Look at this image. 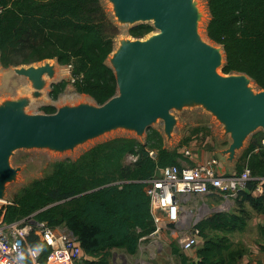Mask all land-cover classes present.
<instances>
[{
    "label": "trees",
    "instance_id": "trees-1",
    "mask_svg": "<svg viewBox=\"0 0 264 264\" xmlns=\"http://www.w3.org/2000/svg\"><path fill=\"white\" fill-rule=\"evenodd\" d=\"M210 21L208 37L221 46L226 55L225 75L247 74L264 90V0H207ZM154 31L149 24L131 28L134 39H143ZM118 27L100 0H0V65L6 69L56 61L71 66L76 91L103 105L117 95L113 69L108 64L116 48ZM63 81L53 86L50 98L56 101L67 88ZM48 114L57 109L47 107ZM264 134V133H263ZM164 137L148 130L145 144L136 139L119 138L98 145L77 160L58 162L47 177L34 181L7 207L0 209V219L14 223L34 216L52 228H66L79 240L85 255L109 264L111 250L137 254L140 240L155 232L150 198L145 181L159 169H182L177 152L164 147ZM251 148L243 157L252 177L236 200L249 202L264 212V148ZM156 152V159L149 155ZM128 155L138 156L133 165H125ZM262 157V161L259 160ZM259 158V159H258ZM262 183L263 194L252 193ZM235 205V206H236ZM240 215L216 214L199 225L201 233L242 231L247 222ZM32 249L44 262L51 249L35 234L29 237ZM226 248L207 242L197 264H232L237 253L225 258ZM229 260V262H228ZM183 264H189L186 258ZM195 264V263H194Z\"/></svg>",
    "mask_w": 264,
    "mask_h": 264
},
{
    "label": "water",
    "instance_id": "water-1",
    "mask_svg": "<svg viewBox=\"0 0 264 264\" xmlns=\"http://www.w3.org/2000/svg\"><path fill=\"white\" fill-rule=\"evenodd\" d=\"M108 1L119 24L153 23L158 32L146 39L119 41L109 58L118 91L103 105H65L54 114L30 115L28 107L44 97L59 64L14 68L31 83V91L0 104L1 202H9L8 185L22 171L11 164L19 150L65 154L119 130L142 138L159 121L171 141L179 123L173 113L202 108L230 137L222 155L232 163L249 137L264 130V90L256 92L247 74L219 72L226 55L201 36L203 13L196 0Z\"/></svg>",
    "mask_w": 264,
    "mask_h": 264
},
{
    "label": "rangeland",
    "instance_id": "rangeland-1",
    "mask_svg": "<svg viewBox=\"0 0 264 264\" xmlns=\"http://www.w3.org/2000/svg\"><path fill=\"white\" fill-rule=\"evenodd\" d=\"M100 1L102 6L112 18L113 22H115L116 26L118 27L116 48L119 46L120 40L134 39L129 33L131 28H133L134 26L119 24L114 16L112 4L108 0ZM196 1L198 2L200 11L203 13V18L199 26L201 36L205 41L219 46L211 41L208 37L207 26L211 17L207 0ZM147 24L153 26V23ZM157 32L158 31L154 28V31L144 39L156 34ZM44 63H38L34 65L40 66ZM51 63L57 64L56 61H51ZM108 64L110 65L109 61ZM222 68L223 67L219 69V72L222 75H225L222 72ZM63 81L69 82V85L59 95L58 99L56 101H53L50 98V92L52 91L54 85L59 84ZM252 86L256 92L261 91V89L254 82L252 83ZM30 91L31 83L27 78L18 76L14 72V68L6 69L0 65V104L5 100L19 99L20 97L25 96L27 93L29 94ZM81 103H90L93 105H97L89 96L80 95L77 93L74 85V79L71 74V69L69 67L59 66L56 78L49 83L48 87L44 91V97L38 100H34L28 107L27 112L30 115H48L46 111L47 107H54L58 110L65 105L76 106ZM173 114L177 116L179 123L175 129L173 139L170 143H168L169 140L164 135L163 122L159 121L151 129L157 130L163 135L165 140V149L169 150L170 152H177L180 156H182V158L179 160L182 168L191 167L194 165V163H196L190 159L187 160L188 158L185 157L184 151L186 149H189L193 152L194 155H198V153L201 152L203 156H207L209 158H211L212 156L217 157L220 166L222 165V169L223 167H228L230 168L229 170H231L232 173H235V175L239 174L238 169L243 165L242 162L236 159L234 162L229 163L228 161H226L227 157L222 155V152L224 150H227L229 147L230 143L227 140L231 139L229 136L226 137V139L225 137H221V128L223 127L216 120V118H214L211 114L207 113L202 108L185 109L182 112H174ZM263 133L264 130L260 129L259 131L254 133V135H251L247 142L250 143L254 136L263 135ZM147 134L148 131L146 132L144 137L139 138L134 133L119 130L107 134L94 141H91L83 146H80L73 152L65 154H58L46 150L17 151L11 158V164L14 168H21L22 171L17 181L8 185L7 198L9 199V204H11L12 201L34 181L43 179L50 175L53 172L56 163L68 160L75 161L83 154L90 151L92 148L119 138L136 139L140 143L145 144ZM242 154L243 150L238 153L239 158L242 156ZM194 159L196 160V157H194ZM134 163L135 161L130 158V156H128L124 161L125 165H133ZM247 166H244V168H247ZM203 201V199H199L198 205H202ZM9 204L0 201V208L2 209L3 207H7ZM243 204L244 203L238 202L236 208L232 211V213L228 214L236 215L238 212H241L242 208H244ZM237 236L238 235H234V232L230 231H213L206 229L203 231V233H201L200 243L195 249L192 250L193 252H183L180 248L173 244V242H171L169 236L166 233L162 232L160 237H154L152 238V240L144 242L143 245L141 244L143 248H147L148 246H150L151 241L156 240V242H154V245H152L153 248H150L151 250H149L148 252L145 250L141 251L139 249L136 255H129L124 250L115 249L109 252L108 261L109 264H182L183 259L186 257V255H196L197 253H199V251L205 248V244L207 242L218 243L219 245L226 248L223 254L227 259L228 257H230V254L238 252L236 251L235 244H238L237 241L242 242V238H240V236ZM90 259L94 260V258L92 257L87 258L86 261Z\"/></svg>",
    "mask_w": 264,
    "mask_h": 264
},
{
    "label": "built area",
    "instance_id": "built-area-1",
    "mask_svg": "<svg viewBox=\"0 0 264 264\" xmlns=\"http://www.w3.org/2000/svg\"><path fill=\"white\" fill-rule=\"evenodd\" d=\"M261 144L264 148V139ZM184 154L193 160L191 150L186 149ZM149 155L153 159L157 157L153 150H149ZM130 158L138 160L134 155ZM253 180L248 167L240 175L220 174L217 157L187 168L159 169V174L145 181L156 227L150 237H160L163 232L171 242L180 244L184 252L192 251L200 243L201 222L213 213L230 212L239 194L245 192ZM256 192L263 194L262 183ZM197 198L204 201L196 207L193 202ZM209 198H220L219 207L211 208L206 202ZM32 233L51 249L44 262L40 260V252L29 243ZM83 258L78 238L66 228H52L46 222L36 221L34 216L14 223L0 219V264H80Z\"/></svg>",
    "mask_w": 264,
    "mask_h": 264
},
{
    "label": "crops",
    "instance_id": "crops-1",
    "mask_svg": "<svg viewBox=\"0 0 264 264\" xmlns=\"http://www.w3.org/2000/svg\"><path fill=\"white\" fill-rule=\"evenodd\" d=\"M221 133H222V136L221 137H225V139H226V137H228V136H226L224 134L223 128H221ZM263 139H264V134L263 135L254 136V138H252V140L250 141V143L247 142V146L245 145L246 147H244V149H243L242 156L239 158V156L237 155L236 159H238V161H240V162H242V164H244L243 157L247 153V151H249L251 148H256L254 150V152H255L256 155H258L259 152H260V150H261L260 145H261V141ZM227 141H229V143L231 144V140H227ZM170 142L171 141H169L168 143H170ZM230 144H229V146H230ZM128 156L131 157L133 155H128ZM134 156H136V155H134ZM136 157H138V156H136ZM194 157H196V160L194 159ZM212 157H214V156H212ZM209 159H210L209 157L203 156L201 154V152L198 153V155L197 154H195V155L193 154V160L192 161L193 162H196V163H194L193 166H195L197 164L204 163V162H206ZM261 159H262V157H260L259 160H261ZM187 160H189V159H187ZM226 161H228V160L226 159ZM229 163H231V162H229ZM247 165H248V162H247ZM221 166H220V163H219V173L220 174H222L224 176H233V175H235L234 172L232 173L231 170H229L230 168L223 167V169H222ZM157 174H159V171L157 172ZM255 179L261 180L260 177L259 178H255ZM146 188H147V184H146ZM252 195L254 197H258L259 196L256 191H254L252 193ZM199 199L200 198H197L193 202V204L196 207L199 206L198 205ZM206 201H207L208 205L211 206V208H218L219 205L221 204V202H220L221 199L220 198H209ZM243 205H244V208H242V210H243L244 214L247 215L246 216L247 225H246L245 229L242 230V231H234V235L240 236V238H242V242H238L237 241L238 244H235L236 251H238L237 252L238 255L236 256L235 261L232 264H264V212H258L257 210H255V208H253L248 201L247 202H244ZM236 206L230 212H228V213L231 214L232 211L236 208ZM150 207H151V202H150ZM241 212H238L236 215H240ZM228 213H213V214H211V216L212 215H216V214H228ZM151 215H152V212H151ZM152 217H153V215H152ZM149 236H151V235H149ZM149 236L143 237L140 240L139 249L141 251H144L145 250V251L148 252L149 250H151L153 248L152 245H154V242H156V240L151 241L150 246H148L147 248H143V246H141V244L143 245L144 242H146L148 240H152V238L149 237ZM143 239H145V240H143ZM173 244H175L178 248H180L182 250L180 244H178L177 242H173ZM111 251H113V250H111ZM200 252L201 251H199V253H197L196 255L195 254L194 255L193 254L192 255L191 254L190 255H186L185 258L188 260V263L189 264H194V263L197 264V263H199L201 261V258L199 256ZM87 258H92V256L89 257V255H85L84 254V258H83V260L81 261L80 264H84V262H97L99 260V258L93 257L94 260H91L90 259V260L86 261ZM228 262H229V260H228ZM108 263H109V261H108ZM182 264H183V262H182Z\"/></svg>",
    "mask_w": 264,
    "mask_h": 264
}]
</instances>
